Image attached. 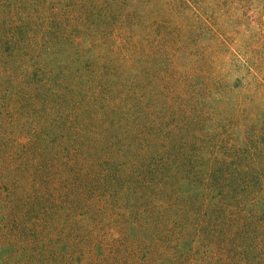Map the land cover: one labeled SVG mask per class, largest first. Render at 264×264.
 I'll list each match as a JSON object with an SVG mask.
<instances>
[{
  "label": "rangeland",
  "instance_id": "1",
  "mask_svg": "<svg viewBox=\"0 0 264 264\" xmlns=\"http://www.w3.org/2000/svg\"><path fill=\"white\" fill-rule=\"evenodd\" d=\"M88 1L33 0L29 6H35L34 10L23 8L21 15L30 27L40 25L45 32L44 21L69 20L56 29L57 34L66 37L81 26L79 18L89 21L86 24L93 26H87L88 31L83 32L91 33L90 38H82L79 51L83 50L92 60L97 55L89 46L93 45L91 35L98 36L100 42L112 50L115 45L116 50L117 44L121 47L128 34L138 47L141 36L150 33L147 21L138 14L141 10L131 7L134 0H128L129 6L125 4L127 0H110L113 7L105 13L93 0L89 4ZM173 3L181 5L171 8L169 2L162 4L171 9L164 8L161 12L147 7L152 17L168 20L161 27L150 26L151 31L160 29L162 35L151 32V36L160 38L168 50L163 61H158L155 55L158 52L152 50L154 54L150 57L136 56V60L124 68L123 73L130 74L131 79L137 77H134L135 84L131 80L132 84L129 80L124 83L146 91L149 98L141 100L139 92L137 96H126L135 109L123 116L124 122L121 123L118 111L108 112L110 117L119 120L117 125L107 111L97 110L94 126L90 132L75 137L80 139L76 142L62 130L56 131L59 112L47 114V119L51 120L48 124L37 118L39 112L22 109L34 105L32 87L22 79L21 70L23 60L30 55L26 50L6 49L3 43L6 34L0 32V264H139L138 257H134L133 262L126 261L127 258L120 260L119 253L114 258L107 257L109 252L105 245L109 246V241L104 238L106 230L112 231L117 225L115 217L128 218L122 228L124 231H132L140 225L132 218L136 212L143 213L144 217L151 213L155 219L175 217V221L164 222L167 229L163 232L169 236L166 245L170 247L167 246L161 256L154 248L163 236L147 237H153L157 244L150 247L153 254L148 253L147 261L142 258L145 264H218L215 262L218 257L214 256L221 252L217 249L223 245L218 235L223 228L215 211L219 206L228 214L230 225L234 221L233 228L242 223L240 229H249L248 245L241 248L254 263L264 264V0H176ZM139 8L145 7L141 4ZM114 12L117 17L112 21ZM48 26L52 28V24ZM25 32L27 44L35 54L43 56L46 71L53 79L62 66L60 58L72 48L64 50V43L54 44L55 38L49 33L46 40L47 34L29 29ZM109 34H114L111 44ZM48 40L50 47L46 48ZM104 51V46L97 48V53ZM127 52L121 48V54ZM31 56L34 55L31 53ZM13 58L16 62L9 64L7 61H14ZM113 61L112 58L110 63ZM137 65L151 72L153 76L148 83L159 88L162 99H155L150 88L142 85L146 80H140L142 72ZM118 66L121 71V65ZM199 69L202 71L198 77L191 74ZM55 82V79L47 80L46 87L50 91L46 93L45 89L42 95L37 91L40 96L35 103L52 101L65 106L72 89L66 92ZM77 84L74 80L71 86ZM104 91L105 96H116L110 93L108 86ZM119 98L122 100L121 96ZM150 119L155 145L163 139L164 131L170 132V139L167 137L162 144L166 148L159 147L154 157L169 159L166 166L158 167V174L150 176L153 177L150 183L144 185L133 178L138 173L127 167L120 172L123 180L128 182L132 178L137 185L105 186L107 177L95 169L99 166L92 159L98 157L85 155L84 144L95 145L104 159L122 161L126 156L123 151L126 148L122 146L128 137L137 134L142 124L148 125ZM63 122L73 125L63 116L58 126ZM155 125L158 132H154L158 130ZM37 147L48 150L58 161L71 159L77 169H93L97 176L88 173L80 180L78 175L82 173H79L78 183L73 180L74 183L71 181L61 188L58 182L68 174L65 169L58 173L48 167L37 169L33 149ZM224 162L230 167V187L226 185L223 192L221 189L210 192L204 182L196 183L193 165L222 166ZM133 204L137 205L136 209ZM168 205L171 209L164 213ZM213 212L214 221L209 219ZM207 220L212 221L210 226ZM235 229L234 234L239 230ZM79 232L83 239L89 235L93 240L86 245L87 250L80 248L76 238ZM213 239L219 243L211 242ZM92 244L94 249L89 251ZM228 251L227 257L225 252L224 256H219L232 259L235 250ZM173 254H177L176 258Z\"/></svg>",
  "mask_w": 264,
  "mask_h": 264
},
{
  "label": "trees",
  "instance_id": "2",
  "mask_svg": "<svg viewBox=\"0 0 264 264\" xmlns=\"http://www.w3.org/2000/svg\"><path fill=\"white\" fill-rule=\"evenodd\" d=\"M86 1V0H84ZM110 0H93L94 5H99L100 10L102 13H105L107 10L113 7ZM133 0H131L132 2ZM134 5H131L129 1L125 4L131 5V7H136V11H140L138 14L139 16L144 18L148 23L146 24V28H149L148 31L150 33H146L140 38V44L135 45L133 41V37L130 34H124L127 35V39L121 43V47L119 43L117 44L116 50L115 45L112 46L113 50L108 47V45L103 44L100 42V39L98 36L91 35L92 44H89L90 47L94 48V54L95 60H92L89 56L83 54L79 51V42L82 41V38L89 39V34H84L83 31H88V27H92V23L86 24V21L81 18L82 22L80 23L81 26L78 28H75L73 33L69 36H63L57 34L56 29H60L61 26H64L67 24L66 21L69 20H62L60 23L57 22L59 20H46L50 21L49 23L44 21L45 26L47 27V32L43 31L42 27L39 25L35 26H29L28 22H26L23 19L22 9L28 8L29 11H33L35 6H29L30 2L34 3L33 0H21V2H14V0H0V32L5 33V40L4 45L6 46V49H19V50H26L27 53L30 55V58L23 60L21 64V70L23 72L24 77L22 79L26 80L27 84H29L32 88L31 91V101L33 100V104L30 107L22 108L23 110H27L31 112H39L38 117L41 121L46 122L48 124H51V120H48L49 113L52 112H59L58 119L59 122H57L55 129L57 132H61L66 135H71V137L74 138L73 142L79 141L80 139L75 138L78 136H81V134H86L87 132H90V129L94 126V119L95 114L97 110L100 111H107L108 117L110 119H114V123L117 125L119 123V120L110 117V114L108 112H114L118 111L120 113L119 118L121 119V123L124 122L123 116H125L131 109H135V106L129 101L126 96H132V95H138L142 97L141 100H145L149 98V94L144 90H136V87L133 85L128 86L124 82L127 80H131L136 83L134 77L132 79L129 77L130 74L123 73L125 70V66H127L132 60L134 61L135 57L145 58L150 57L152 54V50L157 51L158 53H155L157 55L158 61H163L164 55L166 56L167 51L166 46H164L160 38H155L151 36V32H155L157 35H162L159 33L160 29L152 30L150 29V26L154 27H161L163 26V23L166 21L164 17L162 19L152 17L147 12V7L153 8L156 12H161L164 8L165 10L171 9L174 7H178L181 5V3H178L176 6L173 1L176 0H162V2L156 3L154 0H134ZM138 1V2H136ZM90 0L88 1L89 4ZM168 5L171 6V8H168L166 6H162V4L168 3ZM155 3V4H154ZM26 4V5H24ZM141 4L144 5L145 8H139L141 7ZM151 5V6H148ZM24 5V6H22ZM160 5V6H159ZM84 7V6H83ZM82 8V7H81ZM76 12H79L78 10H75ZM130 12V9H129ZM82 16L81 12L78 13ZM21 15V17H20ZM117 17L116 12L113 14L112 21H114V18ZM86 19V18H85ZM89 20V19H87ZM159 20V21H158ZM43 21V20H42ZM40 21V22H42ZM168 22V20L166 21ZM52 24V28L49 29L48 25ZM85 24V25H84ZM153 27V28H154ZM34 31L35 33H40L41 35L47 34L45 36L46 40L50 36L53 35L55 38L53 40V43L56 44V42L64 43V50L68 48H72V51L66 52V54L63 55V57L60 58V61L62 62V65L60 69L58 70L57 74L54 75L53 79L57 80L55 82L56 84L63 86L66 90V92H69L71 89V94H69V98L65 106L63 107L58 105L57 102H46L39 100L38 103H35V100L40 96L37 91H41V95L43 94V91L46 89V93L50 91L49 88L46 87L47 80L52 82V75L46 71V62L43 61L44 58L40 53L35 54V51L31 49L32 46L27 44L26 41V30ZM49 33V34H48ZM114 34L107 35L108 38H110L108 41L111 44V38ZM65 37V38H64ZM80 38V40H78ZM98 40H97V39ZM124 38V37H123ZM49 41V40H48ZM25 43V44H24ZM46 48L48 47L47 44ZM99 46H104L106 48V51L102 53H97V48ZM13 47V48H12ZM50 47V45H49ZM48 47V48H49ZM137 47V50H136ZM186 47V46H185ZM86 48V47H85ZM121 48L123 50H127V53L121 54ZM31 53L34 56H31ZM61 53V52H60ZM113 53L115 55L113 56ZM135 53V54H134ZM111 54V55H108ZM134 55V57H132ZM113 58V63H110ZM170 58V57H167ZM14 61H7L9 64H14L11 62H16V59L13 58ZM166 59V58H165ZM21 60V59H20ZM42 62H41V61ZM136 60V59H135ZM2 62V60H0ZM22 61V60H21ZM45 62V63H44ZM146 63V61H144ZM121 65V71L119 70V66ZM136 68H139L142 72V77L140 80H146V82H143L142 85L148 86L150 88L151 96L154 95L155 99H162V93L159 91V88L154 87L150 83H148L151 79L150 75L151 72L148 70L147 67L140 68L138 65ZM202 70H193L191 74L195 77L199 76V73H201ZM51 72V71H50ZM90 72V73H88ZM110 78H113L112 80ZM130 78V79H129ZM137 78V77H136ZM60 80V81H59ZM77 81L78 84L74 87L71 86L72 81ZM130 81V83H131ZM164 81V78H163ZM132 84V83H131ZM108 86V90L113 95L116 96L114 98H111L109 96H105L104 91ZM174 86V85H173ZM126 87V88H125ZM76 88V89H75ZM142 88V87H141ZM138 89V88H137ZM143 89V88H142ZM142 91V92H141ZM119 96L122 97V100L119 98ZM45 104V106H41ZM61 112V113H60ZM123 112V113H122ZM48 114V115H47ZM124 114V115H123ZM66 117L68 120L72 122L73 125H67L64 120V122L58 126V123H61L62 117ZM47 119V120H46ZM65 119V118H64ZM150 122H152V119H150L149 124L146 122L144 125L142 124L139 130H137L136 135L128 137L126 143L122 146L126 149H123V151L126 153V156H123V160H110L104 159L101 157V153L99 149L95 145H85L83 148V153L85 155L95 154L98 158L92 157L94 164L98 165L97 169L100 173H103L105 177H107V182H105V186L109 185L110 187H118L119 185H127L128 183L130 185H137L135 181L138 183L144 185L146 183H150L151 179L150 176H153L155 174H158V167L166 166L168 163L167 160H160V158H155V156L158 155L156 153L157 149L160 148H166L163 143H165L167 140L166 138L169 137L170 139V132L167 133L164 131L163 139L156 143L153 141L152 133L153 126L150 125ZM167 125V124H166ZM152 126V127H151ZM82 129V131L79 130ZM158 129V126L155 125V129ZM158 130H154V132H158ZM163 131V129L161 130ZM148 134V140H145V135ZM61 136V135H60ZM112 144V143H111ZM110 144L106 145L105 147H108ZM34 153H36L34 159L37 165V169H40L41 167H48L50 168L54 173H58L60 171H63L65 169V172L68 174V176H63L62 179L58 182L62 187H66L71 181L75 180L77 183L79 181L78 176H80V180H82L90 173V175H96V172L91 170H82L75 168L76 164L70 162L69 160H63L58 161L55 158L56 156L52 155L48 150L42 149V148H33ZM169 151V149H165ZM82 151V150H81ZM164 151V152H167ZM118 152V151H117ZM161 152V153H164ZM82 153V152H81ZM73 155V153L71 154ZM70 155V156H71ZM82 155V154H81ZM129 155V157H128ZM161 157V156H160ZM98 161V163H97ZM93 163V162H92ZM97 163V164H96ZM225 163V164H224ZM222 166L218 165H212L211 163H199L196 167L193 165V175L198 180L196 183H205L206 189L210 192H213L214 189H221L220 192H223V188L228 185L230 187L231 178H230V167L228 166L227 162H224ZM83 164V163H81ZM218 164V163H217ZM87 165V164H84ZM207 165V167H206ZM127 167L131 168L132 170L136 171L138 173L133 177L135 181L131 178L130 181L127 182V180H123L124 176L121 175V171H125ZM79 173H82V175H78ZM78 175V176H77ZM72 176V177H71ZM98 181V180H96ZM74 183V182H73ZM211 189V190H210ZM115 191V190H112ZM46 194V192H45ZM221 193H219L220 195ZM134 209H136L137 205L133 204ZM241 207V206H240ZM168 209L164 210V213L168 212L171 207L168 205ZM243 209V208H241ZM215 211L220 212L217 213L218 219H220L221 226L220 229L221 234V242H223L222 246H219L217 250H220L218 254H216L214 257L216 258L218 264H243L246 262V264H256L252 261V259H249L250 256L246 253V251H243L241 247L245 244L248 245L249 238L251 236V232L249 234L248 230L244 231V229H240V227L243 226L242 223L237 225V228L234 227V221H232L230 225V219L227 213H223L220 206L215 209ZM136 212V211H135ZM163 213V214H164ZM143 213H137L132 216V218L136 222H140V225H136V227L133 228V230L124 231L122 228L125 226V223L127 222V219H117L114 220V217L111 216L110 220L112 223L115 221V225L113 228L114 230H106V233L104 234V238L106 242L109 241V246L105 245L106 251L108 250L107 257H115L118 253L120 254V260L121 258H127L126 261L133 262L132 259L134 257H138V263L139 264H145V262L148 260V253L153 252L150 250V247L157 244V241L153 240L154 238H151L152 234H160L159 236H163L162 240H160L159 244L156 245L154 250L158 249L157 252L160 251L159 256H161V253H165L166 242L168 241L169 236L164 234V230L167 229V226L164 225V222L167 220L175 221V217H164L160 216L158 219H155L154 216L150 214H145V217L142 216ZM214 216V212L209 214ZM209 218L210 220L214 221V217ZM208 221V220H207ZM212 221H208V226H210ZM114 225V224H113ZM242 225V226H241ZM235 231L238 230L234 234ZM242 232V233H241ZM240 233V234H238ZM164 234V235H162ZM234 236V237H233ZM149 237V238H147ZM233 237L232 243L230 242ZM76 238H78V243L80 245V248H85L87 250V244L92 243V239L89 235L85 236V239L81 237V232L76 235ZM114 238V239H113ZM235 241V242H234ZM211 242L219 243L216 240H211ZM94 243V242H93ZM151 243V244H150ZM234 248L235 250V256L232 259L224 258L222 256L223 252H225V257L228 249ZM235 245V246H234ZM170 247V245L168 246ZM94 249V246L92 244L91 248H88L90 251L91 249ZM161 249V250H160ZM153 250V251H154ZM93 251V250H92ZM165 255V254H163ZM173 258H176L177 254H173ZM222 255V256H219ZM190 257V256H189ZM146 258V261L143 262ZM188 258V255L186 256ZM129 259V260H128ZM141 260V261H140ZM258 262V261H257ZM181 264V263H179ZM245 264V263H244Z\"/></svg>",
  "mask_w": 264,
  "mask_h": 264
}]
</instances>
